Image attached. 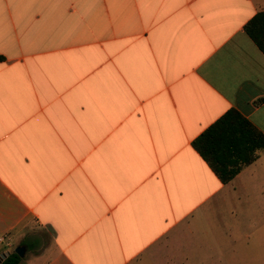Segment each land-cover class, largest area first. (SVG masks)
Segmentation results:
<instances>
[{"label":"crops","instance_id":"crops-1","mask_svg":"<svg viewBox=\"0 0 264 264\" xmlns=\"http://www.w3.org/2000/svg\"><path fill=\"white\" fill-rule=\"evenodd\" d=\"M261 11L0 0V258L36 228L40 264H139L186 235L250 232L264 151L224 184L192 142L230 110L264 134V53L244 29Z\"/></svg>","mask_w":264,"mask_h":264},{"label":"trees","instance_id":"trees-1","mask_svg":"<svg viewBox=\"0 0 264 264\" xmlns=\"http://www.w3.org/2000/svg\"><path fill=\"white\" fill-rule=\"evenodd\" d=\"M246 33L264 53V11L257 13L246 25ZM5 58L0 56V62ZM192 145L208 163L222 183H230L241 170L264 151V134L236 110H230L208 127ZM14 251L0 264H21Z\"/></svg>","mask_w":264,"mask_h":264},{"label":"rangeland","instance_id":"rangeland-1","mask_svg":"<svg viewBox=\"0 0 264 264\" xmlns=\"http://www.w3.org/2000/svg\"><path fill=\"white\" fill-rule=\"evenodd\" d=\"M216 221L223 220L225 224L231 223V218L221 216L215 218ZM249 219L248 223H241L248 225L241 228V230H249L250 232H240L235 234V243L232 241L216 242L215 235L212 232H201L195 234L193 238L186 235V238L181 244H176L174 249L169 247H163L158 254V258L155 260L143 259V262L139 264H168L170 261L173 264H264V215L257 214ZM240 226V227H241ZM251 226V227H250ZM226 227L223 224V228ZM209 230H211L209 228ZM32 237H42L41 239H30L26 245L24 256L21 264H40L41 260L37 257L40 256L49 243V240L45 237L43 231L36 228L29 235ZM28 235V236H29ZM212 239L210 241L209 239ZM33 247V248H32ZM18 248L15 246L14 251ZM0 261H3L0 258Z\"/></svg>","mask_w":264,"mask_h":264},{"label":"water","instance_id":"water-1","mask_svg":"<svg viewBox=\"0 0 264 264\" xmlns=\"http://www.w3.org/2000/svg\"><path fill=\"white\" fill-rule=\"evenodd\" d=\"M15 252H16L20 257H23V256H24V253H25V248L22 247V246H20V247H18V248L15 250ZM0 262H2V261H0Z\"/></svg>","mask_w":264,"mask_h":264}]
</instances>
